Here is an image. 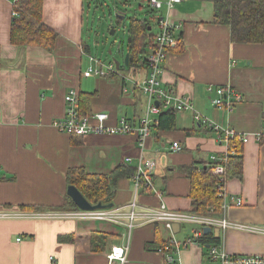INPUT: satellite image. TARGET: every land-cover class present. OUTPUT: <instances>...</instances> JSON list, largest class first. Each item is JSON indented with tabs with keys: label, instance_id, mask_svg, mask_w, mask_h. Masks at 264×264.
<instances>
[{
	"label": "crops",
	"instance_id": "0c3cea01",
	"mask_svg": "<svg viewBox=\"0 0 264 264\" xmlns=\"http://www.w3.org/2000/svg\"><path fill=\"white\" fill-rule=\"evenodd\" d=\"M85 1L43 0L42 21L57 33L53 48L47 50L10 42L13 0H0V213L24 211L23 205L27 211L31 207L58 211L69 169L108 174L117 166L134 169L140 159L142 164L156 162L152 187L139 188L134 195L133 179L121 177L113 206L128 205L135 198L140 205L162 201L168 209L193 212L188 169L202 168L212 156L231 153L220 133L228 128L248 136L242 142V173L225 182L226 209L211 213L209 208L207 214L264 227V44L231 41L230 27L213 22L209 0H183L171 8L163 5L155 24L164 17L177 25L178 43L167 50L162 85L186 98L190 108L174 113L171 130L153 125L143 148L133 133L74 136L52 125L66 116L64 97L70 90L76 91L78 99L80 93L89 94L88 113H108L107 124L124 117L137 125L147 99L139 89L147 74L145 66L114 71L91 82L87 79L95 76H83L89 66H99L84 41ZM218 87H230L241 100L231 107L227 102L213 105V100L227 98L216 92ZM197 114L207 122L196 120ZM174 141L180 150L173 151ZM236 198L241 199L240 205ZM185 225L171 233L156 222L129 230L96 220L0 216V264H107L110 247L126 244L125 264H167L158 245L175 238ZM192 228L184 238L176 235L175 239L182 243ZM92 234L99 236L93 243ZM221 243L233 254L264 253L263 234L227 230ZM208 245L195 242L171 255L177 264H208Z\"/></svg>",
	"mask_w": 264,
	"mask_h": 264
},
{
	"label": "built area",
	"instance_id": "2783aa9c",
	"mask_svg": "<svg viewBox=\"0 0 264 264\" xmlns=\"http://www.w3.org/2000/svg\"><path fill=\"white\" fill-rule=\"evenodd\" d=\"M183 0H147V4L152 9H161L163 5L171 8L175 3ZM12 15H16L15 12ZM157 31L153 37V43L150 52L145 57V67L147 74L139 84L140 91L146 96V106L143 115L140 117L137 125H133L122 117L116 124H107L109 114L106 112H96L88 115H83L78 111V95L76 91L70 90L65 95V101L68 103L66 116L52 122V125L60 132L69 133L74 136H85L87 134H135L138 145L143 148L145 139L149 136L151 127L157 124V119L161 109H172L173 113L183 111L190 108V102L186 98H182L170 89L162 85L161 76L164 71L165 56L170 47L177 45L178 39L174 34L178 26L171 23L168 18H159L156 22ZM97 60H95L96 62ZM116 70L114 63L108 64L106 67L99 65L98 67L89 66L84 72V77L106 76ZM211 90V88H210ZM230 87L216 88L219 95H227V98H218L212 101L213 105L221 107L222 103L227 102V106L231 107L232 103L239 102L241 96L234 92ZM233 96V98H231ZM195 119L206 123L207 119L196 115ZM217 131L220 127L217 124H212ZM220 131L224 135L226 142L229 139L237 137L241 142L248 139L246 134H237L233 130L224 128ZM220 136V135H219ZM173 151H178L181 146L177 141L171 144ZM227 155L222 157H211L209 165L212 168V173L217 176L216 190L217 195L221 197V210H225L227 206L226 191L224 177V165L222 162L226 161ZM130 162V158L126 159ZM156 165L155 160H148L146 164L140 163L135 167V173L132 177L134 186V195L137 194L139 188L152 187L151 170ZM237 205L241 204V199L234 200ZM1 217H25V218H73L80 220H96L108 222L114 225L125 226L129 230L135 226L144 223H159L170 231H173L174 224H190L194 225L192 234L185 238L182 243L178 242L173 236H170L164 243L157 248V251L164 254L167 264H177L174 261L171 253H177L181 246H188L197 242L202 245L200 241L204 227H210L211 230L217 228L219 231L218 237L220 242L217 244H210L207 247L208 261L210 264H264V253L259 254H233L229 253L223 243H221L222 235L227 230H240L249 233L263 234L264 227L239 223L231 221L226 217H213L206 214H198L193 212H185L178 210H171L166 207L164 202L160 201L155 206L140 205L133 201L125 206H112L109 208L95 209V210H81L75 211H21V212H5L0 213ZM222 234V235H221ZM173 235V234H172ZM128 244L125 246L112 245L110 251L107 253V264H125L127 261Z\"/></svg>",
	"mask_w": 264,
	"mask_h": 264
},
{
	"label": "trees",
	"instance_id": "16d2710c",
	"mask_svg": "<svg viewBox=\"0 0 264 264\" xmlns=\"http://www.w3.org/2000/svg\"><path fill=\"white\" fill-rule=\"evenodd\" d=\"M213 3V22L225 24L230 27V39L240 43L264 44V0H209ZM127 1H125V4ZM43 0H13L10 25V42L17 46L35 45L51 50L55 44L57 33L42 21ZM146 19L132 18L130 20V38L127 45L128 67L145 66V57L151 49L154 34ZM176 46V45H175ZM1 62V56H0ZM85 93H80L78 99V111L88 115V101ZM157 130H171L175 126V115L172 109H161L158 117ZM154 128V127H153ZM229 155L224 165V177L227 180L232 177H241L242 173V142L235 136L228 141ZM135 167L128 168L117 166L108 174H90L81 167L69 169L67 172L68 185H74L85 198L92 204L101 202L103 204L113 201L117 180L121 177L132 178ZM190 180V196L192 198V211L207 214L209 208L211 213L220 210L221 197L217 195V176L212 173L209 165L196 169L194 166L188 169ZM27 211L25 205L22 206ZM60 208V209H59ZM58 211H75L78 208L67 196L64 195L63 203ZM43 211L38 207H31L29 211ZM51 210V209H48ZM209 214V213H208ZM71 238L70 236H66ZM99 238L92 234L93 240ZM102 238V237H100ZM101 241L103 239H100ZM205 246L217 244L219 237L205 234L200 240ZM161 242L158 246H161Z\"/></svg>",
	"mask_w": 264,
	"mask_h": 264
},
{
	"label": "rangeland",
	"instance_id": "374dc122",
	"mask_svg": "<svg viewBox=\"0 0 264 264\" xmlns=\"http://www.w3.org/2000/svg\"><path fill=\"white\" fill-rule=\"evenodd\" d=\"M125 1H127L126 4ZM85 2L84 41L90 49L88 55L97 59L95 65L106 67L110 63L115 65L117 61L120 67L115 71L122 73L124 70H136V66L128 67L124 64L130 38V20L132 18L146 19L151 26L150 33L155 34L157 31L155 21L160 9H152L147 1L141 2V0H86ZM116 13L123 15V18L116 17ZM99 77L96 75L87 81L91 82ZM191 228V225L186 224L176 235L180 237L183 235L182 238H184Z\"/></svg>",
	"mask_w": 264,
	"mask_h": 264
},
{
	"label": "water",
	"instance_id": "95a60500",
	"mask_svg": "<svg viewBox=\"0 0 264 264\" xmlns=\"http://www.w3.org/2000/svg\"><path fill=\"white\" fill-rule=\"evenodd\" d=\"M144 0H141V2H143ZM116 17H118L119 19L123 18V15H120V13H116ZM128 57L129 54L126 53L125 57H124V64L128 65ZM120 65L119 62H115V68L119 69ZM66 194L68 197H70V199L73 201V203L76 205V207L78 209L81 210H95V209H102V208H109L112 207L114 204L113 202L110 203H101V202H97L95 204L90 203L85 196L82 195V193L74 186V185H68L66 188ZM178 230V224H174L173 225V231L176 232ZM213 232L215 237H218L219 231L217 228L211 230L210 227H204L203 228V233L204 234H209Z\"/></svg>",
	"mask_w": 264,
	"mask_h": 264
}]
</instances>
